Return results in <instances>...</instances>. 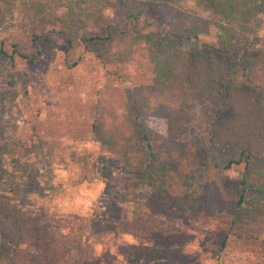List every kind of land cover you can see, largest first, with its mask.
I'll return each mask as SVG.
<instances>
[{
  "label": "trees",
  "instance_id": "trees-1",
  "mask_svg": "<svg viewBox=\"0 0 264 264\" xmlns=\"http://www.w3.org/2000/svg\"><path fill=\"white\" fill-rule=\"evenodd\" d=\"M23 1L0 0V22L14 21ZM47 1L49 20L18 18L1 39L2 54L32 65L53 33L73 42L80 0ZM179 1L90 0L127 20L121 28L106 16V34L81 39L103 69V84L64 93L43 119L28 120L33 136L57 148L65 136L98 139L109 155L107 174L126 169V194L136 205L131 217L31 215L8 206L0 209V264H103L84 235L105 244L122 235L140 240L118 245L133 264H192L194 237L176 225L184 218L215 225L211 252L226 264H264V50L254 54L240 38L264 22V0H190V10ZM196 104L211 111L199 121L224 164L198 158L189 135ZM0 155L18 153L2 139ZM235 167L244 172L238 193L227 184ZM203 169V179L185 190L183 181ZM140 187L147 188L143 199Z\"/></svg>",
  "mask_w": 264,
  "mask_h": 264
},
{
  "label": "rangeland",
  "instance_id": "rangeland-1",
  "mask_svg": "<svg viewBox=\"0 0 264 264\" xmlns=\"http://www.w3.org/2000/svg\"><path fill=\"white\" fill-rule=\"evenodd\" d=\"M189 1L180 0L178 4L182 9L190 10L193 2ZM19 8L14 21L0 22V140L7 141L18 153L14 159L0 155V209L13 206L31 215L49 214L89 220L129 219L136 205L128 200L126 194V169L123 166L111 167L110 174H107L109 155L101 149L98 139L74 140L65 136L57 148L33 136L28 123L32 115L43 119L46 106L55 105L64 93L77 91L85 94L95 83L97 86L103 84V69L92 53L84 49L81 39L84 35L106 34L107 27L103 23H106V16L121 28L127 26V20L114 17L100 4L80 0L74 10L78 15L75 22L79 26L73 42L69 43L65 36L53 33L47 50L31 65L19 58L13 61L2 54L1 39L23 16L41 15L49 20L53 6L47 0H24ZM240 38L251 43L254 54L263 51L264 22L256 32L242 33ZM70 76L73 82H62L64 87L59 86L57 80ZM206 110L208 113L204 118L210 116L211 111L203 110L201 104H196L191 110L190 139L197 143L200 160L208 162L211 159L224 164V153L210 152V143L202 130L204 125L200 124L199 114ZM204 171L206 169L199 175L186 178L184 189L190 190L199 183ZM243 173L241 167L228 172L227 184L237 193L243 188ZM146 189L139 188V199L145 197ZM176 225L194 237L188 250L197 253L198 257L192 264H226L211 252L214 224L184 218L177 220ZM84 242L103 264H133L119 251L122 246L118 248V245L136 244L140 240L122 235L105 244L93 242L84 235ZM2 243L3 230L0 227V248ZM15 250L9 249L10 252Z\"/></svg>",
  "mask_w": 264,
  "mask_h": 264
}]
</instances>
